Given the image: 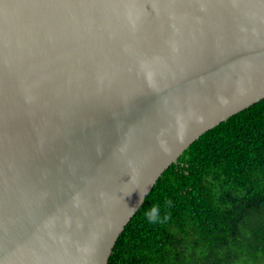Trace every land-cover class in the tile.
Instances as JSON below:
<instances>
[{
    "label": "water",
    "instance_id": "1",
    "mask_svg": "<svg viewBox=\"0 0 264 264\" xmlns=\"http://www.w3.org/2000/svg\"><path fill=\"white\" fill-rule=\"evenodd\" d=\"M264 99V0H0V264H108L164 172Z\"/></svg>",
    "mask_w": 264,
    "mask_h": 264
},
{
    "label": "trees",
    "instance_id": "2",
    "mask_svg": "<svg viewBox=\"0 0 264 264\" xmlns=\"http://www.w3.org/2000/svg\"><path fill=\"white\" fill-rule=\"evenodd\" d=\"M108 264H264V99L203 134L164 172Z\"/></svg>",
    "mask_w": 264,
    "mask_h": 264
},
{
    "label": "clouds",
    "instance_id": "3",
    "mask_svg": "<svg viewBox=\"0 0 264 264\" xmlns=\"http://www.w3.org/2000/svg\"><path fill=\"white\" fill-rule=\"evenodd\" d=\"M158 218V213L156 207H153L151 212L148 213V219L150 221H155Z\"/></svg>",
    "mask_w": 264,
    "mask_h": 264
}]
</instances>
